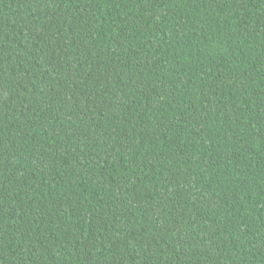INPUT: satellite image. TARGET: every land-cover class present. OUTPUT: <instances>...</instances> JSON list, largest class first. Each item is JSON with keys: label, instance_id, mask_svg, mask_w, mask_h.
<instances>
[{"label": "trees", "instance_id": "trees-1", "mask_svg": "<svg viewBox=\"0 0 264 264\" xmlns=\"http://www.w3.org/2000/svg\"><path fill=\"white\" fill-rule=\"evenodd\" d=\"M0 264H264V0H0Z\"/></svg>", "mask_w": 264, "mask_h": 264}]
</instances>
